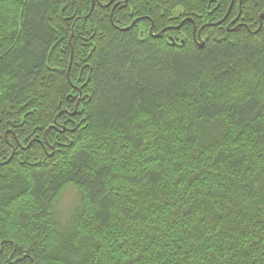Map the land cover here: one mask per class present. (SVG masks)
<instances>
[{"label":"trees","instance_id":"1","mask_svg":"<svg viewBox=\"0 0 264 264\" xmlns=\"http://www.w3.org/2000/svg\"><path fill=\"white\" fill-rule=\"evenodd\" d=\"M261 16L0 0V264H264Z\"/></svg>","mask_w":264,"mask_h":264},{"label":"rangeland","instance_id":"2","mask_svg":"<svg viewBox=\"0 0 264 264\" xmlns=\"http://www.w3.org/2000/svg\"><path fill=\"white\" fill-rule=\"evenodd\" d=\"M77 203V196L76 193L68 188L66 189L63 194L61 195L58 204H57V212L59 214H66L69 212Z\"/></svg>","mask_w":264,"mask_h":264},{"label":"water","instance_id":"3","mask_svg":"<svg viewBox=\"0 0 264 264\" xmlns=\"http://www.w3.org/2000/svg\"><path fill=\"white\" fill-rule=\"evenodd\" d=\"M91 8H92V6H91ZM261 19H264V16H261L260 20H261ZM156 36H157V35H156ZM198 46H199V47L202 46V42H201V41H200V43L198 44Z\"/></svg>","mask_w":264,"mask_h":264}]
</instances>
